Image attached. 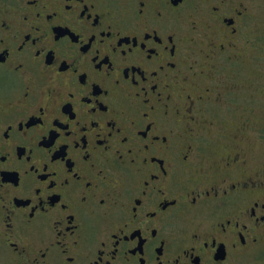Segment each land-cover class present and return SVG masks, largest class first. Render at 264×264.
I'll return each instance as SVG.
<instances>
[{
  "label": "flooded vegetation",
  "instance_id": "flooded-vegetation-1",
  "mask_svg": "<svg viewBox=\"0 0 264 264\" xmlns=\"http://www.w3.org/2000/svg\"><path fill=\"white\" fill-rule=\"evenodd\" d=\"M242 5L0 0V264H264Z\"/></svg>",
  "mask_w": 264,
  "mask_h": 264
},
{
  "label": "rangeland",
  "instance_id": "rangeland-1",
  "mask_svg": "<svg viewBox=\"0 0 264 264\" xmlns=\"http://www.w3.org/2000/svg\"><path fill=\"white\" fill-rule=\"evenodd\" d=\"M241 1L246 17L237 37L238 59L222 61V98L232 103L222 106V119L250 118L237 148L252 169L264 171V0Z\"/></svg>",
  "mask_w": 264,
  "mask_h": 264
}]
</instances>
